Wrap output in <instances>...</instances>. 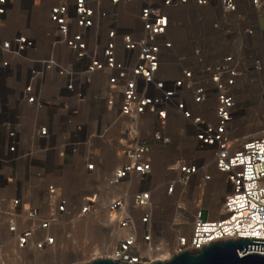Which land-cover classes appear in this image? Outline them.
I'll return each mask as SVG.
<instances>
[{
	"label": "built area",
	"instance_id": "1",
	"mask_svg": "<svg viewBox=\"0 0 264 264\" xmlns=\"http://www.w3.org/2000/svg\"><path fill=\"white\" fill-rule=\"evenodd\" d=\"M262 122L264 0H0V165L15 189L0 218L20 249H54L55 227L98 215L113 189L101 210L128 231L113 261L264 240V135L251 129ZM175 145L171 177L157 182L154 154ZM214 185L219 219L178 204ZM156 195L174 198L167 260L145 254L168 247L156 241Z\"/></svg>",
	"mask_w": 264,
	"mask_h": 264
},
{
	"label": "rangeland",
	"instance_id": "2",
	"mask_svg": "<svg viewBox=\"0 0 264 264\" xmlns=\"http://www.w3.org/2000/svg\"><path fill=\"white\" fill-rule=\"evenodd\" d=\"M43 15H44L43 10H39L36 15V20L40 19L41 21L44 17ZM237 108L240 109L241 106L238 105ZM251 129L254 134H257L258 136H263L264 135V122H262L259 126L252 127ZM177 144L178 145L180 144L179 139L176 140V145ZM176 145L174 146L173 150L171 149V150L158 152L159 156L161 157L174 156L175 155L174 153H177V151L175 150L178 148V146L176 147ZM106 146L110 147L114 145H113V142L103 143L100 147L101 151L107 150ZM159 165L160 166H157V169H156L157 176L159 175L161 176V173H162V175H167V177H171L170 174L165 172V168L163 170V168L161 167V164ZM11 174H12L11 171L5 169L4 166L0 165V200H2L0 208H1V212H4V213H7L6 211L9 208V202L15 196L14 187L13 188L11 186L7 187L6 186L7 183L5 181L7 178L11 176ZM98 177L101 180V178H105V174L104 175L98 174L97 178ZM36 182L39 188L38 190H41L44 183L40 181H36ZM208 190H215L216 193L215 194L210 193V192L208 194L206 193L207 194L206 197L209 200L208 199L202 200L203 201V202L201 201L202 207L205 210H208L210 206H213V204H216V203H218L217 205L220 207L222 205V194L225 192V190L224 189L218 190V188L212 187V186H210L207 189V191ZM71 191L72 193L77 192L75 190H71ZM195 191L196 190H190V193L193 192L195 195L193 194L189 195L188 199H186V202L188 203V206H189L188 208L193 209L194 207V203L197 198V192ZM121 193H122L121 191L118 192L115 189L108 190L105 192V195H103V197L99 198L98 205H99L100 211L97 213L98 217L87 216L81 219L80 222L74 223V224L67 222V221L60 222L58 226L55 227L54 229V233L57 235V238H58V242L55 247L56 250L53 251L55 253L54 255L52 254L53 252H36V251L28 250V249L18 248L17 244L14 243L12 234H10L8 231L7 218L6 217L2 218L1 216L0 218L1 219L0 220V241L1 243L3 241L4 247H5L2 250V259H3L4 264H12V261L10 259L12 257L11 256L12 253L10 252L11 246H14V248L18 251V255L21 257V259H18L17 257H15V264H85L91 260L97 259V258L91 259V257L89 256L90 250L93 247L100 249L101 253L103 252V254H101V256L98 258H105L106 256L105 253L111 252V250H107L106 252L105 250L107 247L110 248V244H112L111 243L112 236L110 235H111V232L115 228L111 229V227L108 226L109 222H108L107 216L105 218V213H103L101 208L107 199L113 196L116 197L120 195ZM156 201H159V204ZM153 205H154V223L156 225L157 232L159 235L156 241L157 242L163 241V245L168 246V247H163L166 249L165 251H167V249H170L174 246V241L176 239V235L172 233V228H173L172 220L175 215L174 198L171 199V198L163 197L161 195H156L153 199ZM207 214L210 215L209 212ZM190 216L188 217V226H186V229L183 233H189V229L192 223ZM215 217L216 216H213V218ZM92 218H94L93 219L94 221L91 222V225L87 228V230L84 229L82 225L80 226V224L83 221L92 219ZM189 223H190V226H189ZM118 239L119 238L113 239L114 249L116 247V241ZM5 243H8V244L5 246ZM163 248L161 250H164ZM166 254L167 256L165 260L170 259L171 252L168 253L167 251ZM35 255H38V256L42 255V258L37 261L34 258Z\"/></svg>",
	"mask_w": 264,
	"mask_h": 264
},
{
	"label": "water",
	"instance_id": "3",
	"mask_svg": "<svg viewBox=\"0 0 264 264\" xmlns=\"http://www.w3.org/2000/svg\"><path fill=\"white\" fill-rule=\"evenodd\" d=\"M264 250V240H237L213 242L200 252H183L167 261H156L152 264H264V255L239 253ZM85 264H125L109 258H97Z\"/></svg>",
	"mask_w": 264,
	"mask_h": 264
},
{
	"label": "bare ground",
	"instance_id": "4",
	"mask_svg": "<svg viewBox=\"0 0 264 264\" xmlns=\"http://www.w3.org/2000/svg\"><path fill=\"white\" fill-rule=\"evenodd\" d=\"M132 183V182H131ZM131 183H130V185H131ZM212 187H215V185L214 186H212ZM213 193V194H215L216 193V191L215 190H205V189H201V190H198V192H197V198H196V202H199L198 203V205L196 206V207H198V206H200V202L202 201V200H205V199H208L206 196H207V194L208 193ZM207 193V194H206ZM209 200V199H208ZM203 202V201H202ZM184 204V207H187L186 209L188 210L189 208H188V203H185L184 201H181V202H179L178 204ZM176 204H177V201H176ZM218 203H216V204H213V206H210L209 208H208V212H209V214L210 215H208V218L210 219V218H212V219H215V220H217V219H219V217L221 216V213H222V205L219 207L218 205H217ZM188 212L189 213H187L188 215L190 214V211L188 210ZM212 216V217H211ZM213 216H216L215 218H213ZM93 217H98L97 215H95V216H93ZM105 218H106V214H105ZM94 218H92V219H88V220H85V221H83L81 224H80V226L82 225V227H84V229H86L87 230V228L91 225V222H93L94 220H93ZM78 222H80V220H78V221H75V222H73L72 224H74V223H78ZM84 224V225H83ZM181 225H180V229L179 230H177V231H179L180 233L181 232H184L185 231V229H186V226H188V220H182L181 221V223H180ZM106 225H108V224H106ZM86 226V227H85ZM108 226H110V223H109V225ZM189 226H190V223H189ZM111 229H114V228H112L111 227ZM128 235V231H125V230H119V229H114L112 232H111V235L110 236H112L111 237V243L112 244H110V248H112L111 249V252L110 253H105L106 254V256H105V258L106 257H110V256H113L114 254V251H115V249L113 248V245H114V242H113V239L114 238H120V237H124V236H127ZM15 243V242H14ZM8 243H5V246L7 245ZM9 244H10V242H9ZM3 248H5L4 247V244H3V241H2V250H3ZM108 248V247H107ZM164 250H161V251H158V252H151V251H147L145 254H146V256H148L151 260H156V259H158V260H165L166 259V256H167V254H166V249L165 248H163ZM54 250H56L55 248L54 249H52V250H50V251H48V252H53ZM107 250H105V252H106ZM10 252L12 253V257L10 258L11 259V261H12V264L14 263L15 264V257H17L18 259H21V257L18 255V251L14 248V246H11V248H10ZM53 255L55 254L54 252L52 253ZM101 254H103V252L101 253V250L100 249H97L96 247H93L91 250H90V254H89V256L91 257V259H94V258H98V257H100L101 256ZM34 258L38 261V260H40L41 258H42V255H35L34 256ZM156 258V259H155Z\"/></svg>",
	"mask_w": 264,
	"mask_h": 264
},
{
	"label": "crops",
	"instance_id": "5",
	"mask_svg": "<svg viewBox=\"0 0 264 264\" xmlns=\"http://www.w3.org/2000/svg\"><path fill=\"white\" fill-rule=\"evenodd\" d=\"M176 140H177V138H174V141L175 142H176ZM112 155L113 154H111L109 152H106L105 153V156H104L105 166H106V168H109V170L115 168L114 163H115L116 160H115V158ZM170 157H161V156H159V153L158 152L154 154V164H153V173L154 174L153 175H154V179L156 181L161 180L165 176V175H162V173H161V176L160 175L157 176V174H156L157 166H160L159 164H161V167L164 170V168H166L167 164L170 163L174 159L173 156H170ZM156 202L159 204V201H156ZM111 249L112 248H106V250H111Z\"/></svg>",
	"mask_w": 264,
	"mask_h": 264
}]
</instances>
